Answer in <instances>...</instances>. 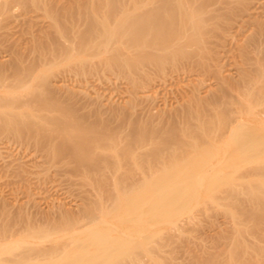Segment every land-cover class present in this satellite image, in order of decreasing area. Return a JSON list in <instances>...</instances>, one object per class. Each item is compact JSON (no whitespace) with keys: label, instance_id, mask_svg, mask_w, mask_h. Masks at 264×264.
I'll use <instances>...</instances> for the list:
<instances>
[{"label":"bare ground","instance_id":"6f19581e","mask_svg":"<svg viewBox=\"0 0 264 264\" xmlns=\"http://www.w3.org/2000/svg\"><path fill=\"white\" fill-rule=\"evenodd\" d=\"M231 8L230 0H0V135L13 132L58 172L82 176L70 183L74 205L0 193V264H264V19L252 23L256 47L243 43L253 53L244 51L246 68L237 63L233 96L207 46ZM102 68L130 75L121 100H75L48 80ZM180 70L211 72L217 86L204 95L191 78L173 100L140 99V76L157 71L167 81ZM201 200L209 207L194 213ZM218 212L233 223L218 225L215 246L167 250ZM181 216L194 223L179 226Z\"/></svg>","mask_w":264,"mask_h":264},{"label":"rangeland","instance_id":"374dc122","mask_svg":"<svg viewBox=\"0 0 264 264\" xmlns=\"http://www.w3.org/2000/svg\"><path fill=\"white\" fill-rule=\"evenodd\" d=\"M240 1H242V3L244 2L241 8H239L241 5ZM237 4L239 5L238 7H237ZM243 5H246V6H243ZM231 7H235V8H231ZM230 8L231 10L234 11V13H231L232 11L230 10L231 17L228 16V19H226L223 22L224 24L222 23L220 29L223 31L221 30L218 31L222 33H218L217 37H213L215 39L212 38L213 40H215V41L212 40L215 44L212 43L207 46L209 47L212 45L211 48L214 47L212 50L214 57H213V61L211 62H214L215 65L213 63L211 64L215 66L214 69L216 68V70L220 72L222 71L223 72V73L221 72L222 74L228 75L227 78H230L228 79V81L230 82V85L228 83L226 89L228 88V91L234 94L233 95L232 93H230V95L236 96L237 91L235 92L236 94L234 93V91L236 90V88L238 90V87L234 86L233 82L234 83L237 82L240 76L239 74L242 73L240 71H237V69L239 68L237 67V63L240 62L238 63L240 68L243 66L245 62L246 63L244 64L243 67L246 68L247 66H249V64L247 63L250 62L251 60L250 61L246 60V58L244 57L245 56L244 51H246L247 55L252 56V54H249V53H253V52H251L250 50H249L250 52H248V49L246 48V46H249L250 49H253L252 46L257 45V43L255 44V42H253L251 39L254 37V36L251 37V35L255 33V30H257L256 26H253L252 23H255L256 22L255 19L257 18H259L260 20L261 18L264 19V0H246V1L245 0H230ZM236 8L239 11H237ZM16 10H14L15 15L16 13L19 14L23 12L21 9H19L21 12L18 9ZM32 11L33 12L29 10V12L32 13V14L29 13V15H31L32 17L34 16V18H37L40 15V12H42L41 9H35V10L33 9ZM34 11H35V14H34ZM260 20H257V21H260ZM262 29H263L262 31H264V26L262 27ZM222 36L224 37L223 40H222ZM249 39H251V41ZM247 41H249L250 43L252 42L253 45H251L252 43L249 44V42ZM208 43H211V40ZM243 43H247L245 46V49H242L244 48V45H245ZM238 48L242 50L243 53ZM204 49H207V48H204ZM204 49H202V51ZM206 51H209V48L207 50H204L205 53ZM240 52L242 55L240 54ZM214 58L216 60H214ZM243 58H245L244 60L246 61L242 60ZM241 63L243 64L240 65ZM244 68H242L241 70H243ZM224 70H227L226 71L227 73L224 72ZM181 72L178 73V76L174 75V77L171 78V80H167V81H165L163 76H161L160 73L157 71H154L149 76H145V75L140 76L139 80L142 86V88L140 89V92L144 91V94L145 92L147 93L145 96L141 92V94L139 95L140 99L144 97L143 98L144 101L147 98V102L149 100V102L154 101L157 103H160V102L162 103L164 100H173L180 93L189 89L187 86L189 85L190 87V84H191V82H189V79L194 78L193 76L190 78H188L187 76L183 77L185 76V74L183 72L181 74ZM61 74H58L53 77L51 76L48 80L51 79L50 82L53 84H56V85L59 84V86H61L62 89H65L67 87L73 89L76 94L73 97L75 100L79 99L80 95L81 97L85 95L94 97L98 94V95H101L103 98L107 97L109 99L111 98V100L113 99L114 101L116 100L118 101L126 96V92L128 91V88L130 87L131 82H132V79L129 74L119 75V74H116L114 71L112 72V70H109L106 68L105 69L102 68L99 71L89 72V75L87 74L85 76L75 75L73 73H68V72L67 73L64 72ZM214 77L215 75L212 77L211 72L210 73L207 72V73H201L200 76L194 78L198 81V83H200L199 88H202L200 92H202L204 95L208 94L209 90L210 92L214 91L212 89L213 88L212 86H214L213 84H215L214 87L217 86V82H216L217 80H213V79H216ZM235 77H237V79ZM202 86L204 87L206 86L204 90ZM206 88L208 89V91H206ZM149 89L150 90L153 89L151 92H152V96L154 97L150 95L147 97L148 91H150ZM153 91L155 92L154 95H153L154 93ZM204 91L206 93H204ZM154 98H156V100ZM139 102L144 103L142 100L138 101V103ZM68 105L69 104H67V106L64 105L65 107L62 106V109L60 108V110L56 112V114L58 113L57 114L58 117L68 115L67 113L70 112L69 111L70 107ZM138 108H139L138 106L135 107V109H138ZM85 123H87V120L84 122V124ZM88 124H89V121H88ZM70 132H72L71 129L65 130V134L67 133V135ZM15 135L16 134H14L13 132L12 133H2L0 135V168L1 166L7 163H10L13 167H16L18 164H20L22 168L21 167L14 168L15 170L13 169L7 176L2 175L0 172V193L3 194L6 198H8L7 200H11L12 197L14 198V195L17 193V196L22 199H27V198L32 199L33 198L37 201L39 200L42 203L46 199L48 200L53 197L55 199V197L56 198L58 197V198H61V199L57 198L58 200H61L66 203L68 202L69 204L74 205V203L77 202L78 197H76L77 194L74 190L75 188L73 186L71 187L70 183L77 181L79 177L81 178L82 176L78 175L77 173H76L77 176H75V171H73L72 169H71L72 171L70 170L71 172L69 170L65 172H58L53 162H49L45 158L46 153L44 152V149L39 148L37 145L31 142L24 143L22 142V137L20 138V137H17V135L16 136ZM56 159L58 160L59 158H55V160ZM89 176L92 178H95L94 175H89ZM30 183L32 184L30 185ZM25 185H26V188H24ZM86 187L90 188V185H86L85 188ZM201 201H202L201 204L198 205L199 207L196 208L197 210L195 209L194 213H198L199 210L202 211V209L203 210L207 209V206L209 207V202H203V200ZM225 215H223V212L222 213L218 212L216 215L214 214L212 217L200 216L201 218H199V221L201 219H206V220H202L199 222L201 226H198L197 229L189 230L187 233L185 232L184 236L183 237L181 236L177 240V242L171 243L169 246H166V248H168L167 250L170 251L176 246L177 248L180 247L179 249L182 248L180 251H182L183 249H187L188 251L189 247L191 250H193L192 248H194V246H197V245L198 246L200 245L209 246V247L215 246L213 239L217 235L216 232L218 233V230H219L218 228L225 227L223 226L224 224L228 226L231 223H233L232 222L233 219L231 218V216H227L228 214H225ZM180 218L183 220H181ZM184 219H186L185 216H181L178 218L177 223L179 222L178 223L179 226L181 225V227L182 226L185 227V225L187 226V224L189 225V224L194 223L192 222L191 219L190 220L192 223L189 221V219L188 220H184ZM186 221H187V224H186ZM194 221L195 223H197L198 218H196ZM199 224L197 223L196 225H199ZM218 225H220V227H218ZM164 229H162L161 233H159L161 236L167 235L168 232L170 233V231H167L168 228H164ZM174 233L177 234V231L174 230ZM203 244H206V245H203ZM198 246L195 248L197 249ZM183 251H186V250H183Z\"/></svg>","mask_w":264,"mask_h":264}]
</instances>
